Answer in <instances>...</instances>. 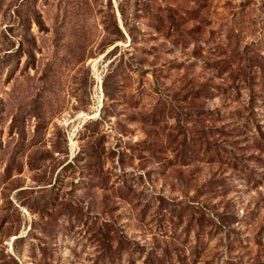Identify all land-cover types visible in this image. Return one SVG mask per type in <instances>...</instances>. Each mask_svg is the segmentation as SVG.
Masks as SVG:
<instances>
[{
	"label": "rangeland",
	"instance_id": "obj_1",
	"mask_svg": "<svg viewBox=\"0 0 264 264\" xmlns=\"http://www.w3.org/2000/svg\"><path fill=\"white\" fill-rule=\"evenodd\" d=\"M0 264H264V0H0Z\"/></svg>",
	"mask_w": 264,
	"mask_h": 264
}]
</instances>
